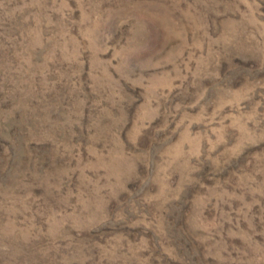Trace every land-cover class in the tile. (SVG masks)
<instances>
[{"label":"rangeland","instance_id":"374dc122","mask_svg":"<svg viewBox=\"0 0 264 264\" xmlns=\"http://www.w3.org/2000/svg\"><path fill=\"white\" fill-rule=\"evenodd\" d=\"M0 264H264V0H0Z\"/></svg>","mask_w":264,"mask_h":264}]
</instances>
